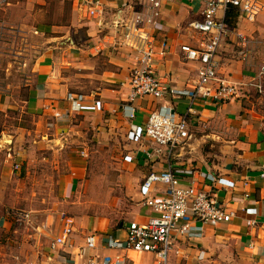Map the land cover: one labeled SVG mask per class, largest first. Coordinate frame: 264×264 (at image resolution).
I'll return each instance as SVG.
<instances>
[{
  "label": "crops",
  "instance_id": "1",
  "mask_svg": "<svg viewBox=\"0 0 264 264\" xmlns=\"http://www.w3.org/2000/svg\"><path fill=\"white\" fill-rule=\"evenodd\" d=\"M101 1L105 17L97 20L77 9L71 0H0V61L6 62L5 73L0 76V111L21 104L29 112L40 113L41 121L59 114L64 123L71 110L100 119L106 115V122L123 126L128 135L132 124L144 125L152 111L172 106L177 116H188L191 133L172 164L193 170L195 184L210 191L233 212V217L229 222L204 225L200 237L176 236L169 264H264V117L242 88L258 72L256 63L264 61V8L252 21L239 10L226 14L232 32L219 50L218 74L236 83L240 96L228 102L197 101L188 112L185 99L146 97L128 101L132 49L125 45L114 24L116 16L120 19L133 9H141L143 0ZM161 3L157 25L149 30L157 33L158 46L166 42L170 50L159 61L157 73L163 81L184 88L196 78L198 63L183 61L180 46H203L202 35L191 26L202 19V5L197 0ZM240 36L248 40L245 54L235 50L241 47ZM35 38L43 44L37 57ZM83 76L96 78L99 86L82 91L75 81H82ZM70 93L83 96L82 109L67 100ZM127 105L131 108L124 107ZM132 110L134 119L129 118ZM129 144L134 149L123 158V180L128 182L135 204L126 212V219L115 228L112 222L104 224L100 218L77 216L67 243L51 250L54 238L49 245L51 253L46 259L43 256L42 264H87L92 256L101 261L124 254L109 248L108 241L125 240L129 222L148 220L151 210L143 204L141 184L151 171L167 167L163 158H146L147 142ZM207 175L223 181L211 183ZM190 180L184 178L183 184ZM5 216L0 217L2 228L9 224ZM248 220L255 224L249 226ZM89 235L96 236L93 249L86 248ZM125 264H157V258L151 253L128 252Z\"/></svg>",
  "mask_w": 264,
  "mask_h": 264
},
{
  "label": "built area",
  "instance_id": "2",
  "mask_svg": "<svg viewBox=\"0 0 264 264\" xmlns=\"http://www.w3.org/2000/svg\"><path fill=\"white\" fill-rule=\"evenodd\" d=\"M73 5L93 19L105 17V7L101 0H71ZM202 5V19L191 24L202 35L203 46L195 48L187 44L180 46L181 59L198 63L197 76L184 88H178L158 76L157 66L170 50L166 42L157 45L155 28L160 15L161 0H143L141 9H133L131 15L117 18L115 28L121 33L125 45L132 49L133 65L130 69V93L128 101L151 97L163 100L189 102L188 112L197 101L228 102L240 96L236 83L220 78L218 53L226 38L232 32L226 21L227 12L236 8L252 21L261 13L264 4L260 0H197ZM241 47L248 40L240 36ZM243 54V51H240ZM245 54V53H244ZM245 57V55H242ZM258 92H264V67L252 83ZM67 100L75 108L82 109L83 96L70 93ZM99 105V102H98ZM131 108V106H124ZM59 116V114H56ZM135 118L134 110L129 114ZM128 139L137 143H148L145 156L148 160L163 158L167 167L161 171H151L141 184L143 204L151 210L146 222H129L125 240L110 238L108 247L123 251V255L103 258L92 256L87 264H125L128 252L151 253L157 264H169L176 236L200 237L203 226L231 221L233 212L221 204L210 191L198 187L194 181L195 172L177 168L172 164L176 152L191 139L187 115L177 116L172 106H161L152 111L144 125L132 124ZM264 176V173L262 174ZM190 178L186 185L183 180ZM212 183L223 181L215 175H207ZM72 220L68 219L62 233L51 243L50 249L57 250L69 240ZM247 224L253 226L254 220ZM96 247V236L87 237L86 248Z\"/></svg>",
  "mask_w": 264,
  "mask_h": 264
},
{
  "label": "rangeland",
  "instance_id": "3",
  "mask_svg": "<svg viewBox=\"0 0 264 264\" xmlns=\"http://www.w3.org/2000/svg\"><path fill=\"white\" fill-rule=\"evenodd\" d=\"M42 47L35 38L36 57ZM5 65L1 60L0 76ZM256 65L254 78L264 61ZM81 78L75 85L82 91L99 86L96 78ZM252 81L242 88L264 117V92ZM68 114L64 123L56 115L41 121L40 113L21 104L0 111V217L6 215L9 223L0 226V264H42L68 219L75 225L77 216L88 215L116 228L135 204L123 180V158L134 149L123 126L110 125L106 115L100 119L73 110Z\"/></svg>",
  "mask_w": 264,
  "mask_h": 264
},
{
  "label": "trees",
  "instance_id": "4",
  "mask_svg": "<svg viewBox=\"0 0 264 264\" xmlns=\"http://www.w3.org/2000/svg\"><path fill=\"white\" fill-rule=\"evenodd\" d=\"M230 10H236V11H237L238 9H236V8H232V9H230ZM230 10H229V11H230ZM229 11H228V12H229ZM228 12H227V13H228ZM226 21H227L228 24H230L229 21L227 20V17H226Z\"/></svg>",
  "mask_w": 264,
  "mask_h": 264
}]
</instances>
